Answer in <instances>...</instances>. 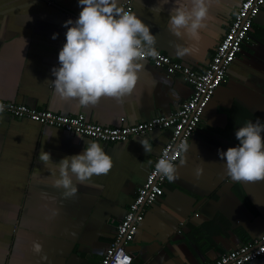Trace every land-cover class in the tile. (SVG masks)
Returning a JSON list of instances; mask_svg holds the SVG:
<instances>
[{"label":"crops","instance_id":"1","mask_svg":"<svg viewBox=\"0 0 264 264\" xmlns=\"http://www.w3.org/2000/svg\"><path fill=\"white\" fill-rule=\"evenodd\" d=\"M130 1L155 34L156 48L203 71L244 0H211L198 42L169 30L175 0ZM79 12L78 0H0L1 101L84 113L89 121L114 127L170 115L191 96L183 75L144 58L136 87L121 100L105 96L85 107L62 99L51 69L65 42L64 21ZM177 45L192 47L178 56ZM258 117L264 120V7L176 163L177 178L166 180L163 195L144 208L127 245L132 264H208L264 233V179L233 180L218 156V149L238 143V126ZM142 138L152 144L151 152L144 151ZM169 138L170 130L156 128L122 142L96 140L111 155L112 168L65 196L54 184L57 161L95 139L0 110V264H98ZM43 150L52 155L47 166L38 159ZM247 264H264V255Z\"/></svg>","mask_w":264,"mask_h":264},{"label":"clouds","instance_id":"2","mask_svg":"<svg viewBox=\"0 0 264 264\" xmlns=\"http://www.w3.org/2000/svg\"><path fill=\"white\" fill-rule=\"evenodd\" d=\"M78 5V17L64 21L65 42L58 53V66L51 69L54 91L62 99H77L85 107L97 104L105 96L121 100L136 87L144 58L159 54L156 36L140 16L120 6L121 0H78ZM210 5L211 0H175L167 21L169 30L177 37L198 42ZM153 11L159 9L154 7ZM57 35L53 33V39ZM191 47L177 45V55H185ZM235 137L237 144L218 149L227 174L238 181L264 179V120H246L235 129ZM139 142L146 153L152 151L147 138ZM38 159L47 166L52 155L43 150ZM57 163L54 184L64 189L65 196H71L77 191V183L107 174L113 159L99 142L89 140L82 151L65 155ZM176 169L168 152L155 162V173L169 182L177 178ZM196 172L199 175L201 169ZM34 250L40 252L41 243L35 242Z\"/></svg>","mask_w":264,"mask_h":264},{"label":"built area","instance_id":"3","mask_svg":"<svg viewBox=\"0 0 264 264\" xmlns=\"http://www.w3.org/2000/svg\"><path fill=\"white\" fill-rule=\"evenodd\" d=\"M264 7V0H244L236 10L228 30L215 48L207 68L198 71L189 65L174 60L157 48L158 55L146 56L156 66L169 73H180L192 85L191 96L170 115H156L148 121L122 126H105L89 121L84 113L65 115L49 109H38L27 104L0 100V110L16 117H28L45 125L56 126L95 140L122 142L156 128L170 130L169 141L162 148L155 162L168 152L177 163L187 143L202 122L205 109L217 88L227 80L229 66L242 51L248 40L251 27ZM123 8L133 11L132 1L123 3ZM185 146V147H182ZM155 162L147 179L136 191L134 201L120 222L117 233L98 264H132L133 256L127 245L135 238L139 223L144 219V208L154 204L164 193L167 180L155 173ZM264 255V233L252 241L221 254L208 264H247Z\"/></svg>","mask_w":264,"mask_h":264},{"label":"trees","instance_id":"4","mask_svg":"<svg viewBox=\"0 0 264 264\" xmlns=\"http://www.w3.org/2000/svg\"><path fill=\"white\" fill-rule=\"evenodd\" d=\"M253 29V26L251 27V30Z\"/></svg>","mask_w":264,"mask_h":264}]
</instances>
